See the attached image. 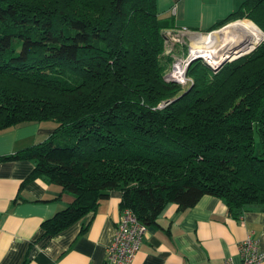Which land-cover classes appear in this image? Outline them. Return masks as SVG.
I'll list each match as a JSON object with an SVG mask.
<instances>
[{
  "label": "trees",
  "instance_id": "trees-1",
  "mask_svg": "<svg viewBox=\"0 0 264 264\" xmlns=\"http://www.w3.org/2000/svg\"><path fill=\"white\" fill-rule=\"evenodd\" d=\"M156 2L0 0V131L55 125L0 161L31 160L23 185L44 178L73 195L43 221L46 234L111 190L147 226L168 204L185 210L203 195L236 218L264 205V41L217 72L193 60L186 87L167 82L175 26ZM239 19L264 33V0H245L209 31Z\"/></svg>",
  "mask_w": 264,
  "mask_h": 264
},
{
  "label": "crops",
  "instance_id": "crops-1",
  "mask_svg": "<svg viewBox=\"0 0 264 264\" xmlns=\"http://www.w3.org/2000/svg\"><path fill=\"white\" fill-rule=\"evenodd\" d=\"M245 0H157L160 17H173V31L210 32ZM54 123H23L0 131V156L47 138ZM31 160L0 163V264H105L119 218L121 192L111 190L91 211L60 232L46 234L45 219L64 209L73 195L31 173ZM147 233L131 264H229L240 262L248 237L264 253V205L252 204L236 218L225 202L203 195L191 208L168 204ZM264 264V259L260 262Z\"/></svg>",
  "mask_w": 264,
  "mask_h": 264
},
{
  "label": "built area",
  "instance_id": "built-area-1",
  "mask_svg": "<svg viewBox=\"0 0 264 264\" xmlns=\"http://www.w3.org/2000/svg\"><path fill=\"white\" fill-rule=\"evenodd\" d=\"M236 21L238 20H235V22ZM171 32L167 31V33L170 34ZM178 33H181L183 36L190 37L196 32L193 33L183 30L178 31ZM176 36H179V34H174V37ZM174 40L175 38L168 34V37L165 40V47H169V50H167L165 54L171 52L172 47H170V43L171 41L174 42ZM192 51L193 49H189V53L187 55L182 54L173 56L172 54L173 57L171 63L164 72L163 77L165 81L177 83L182 87H186L192 83V79L187 75V68L189 63L195 58H201L208 66L215 68L210 57H192ZM163 105L164 103L160 106ZM147 228L148 226L139 221L131 209L125 208L121 210L115 225L113 240L106 249L105 264H131L134 255L139 250L147 233ZM263 259L264 253L258 248L257 242L248 237L240 246V262L234 263L230 261L229 264H260Z\"/></svg>",
  "mask_w": 264,
  "mask_h": 264
},
{
  "label": "bare ground",
  "instance_id": "bare-ground-1",
  "mask_svg": "<svg viewBox=\"0 0 264 264\" xmlns=\"http://www.w3.org/2000/svg\"><path fill=\"white\" fill-rule=\"evenodd\" d=\"M224 29L225 30H223L222 33L220 32L222 36L217 33H211L207 36L205 35L204 37L198 36L197 41L192 46L193 51L191 56L210 57L213 66L216 67L225 58H227L228 55L233 54V52L241 51L243 49L247 51L260 41L259 34H257V32L247 22L236 21V23L231 24L228 28V30H230L228 32V38H226L227 29ZM227 42L233 43L231 44V48H224V45ZM210 43L212 44L209 45ZM212 46L218 47L217 49L220 51L215 52L210 50L209 47Z\"/></svg>",
  "mask_w": 264,
  "mask_h": 264
},
{
  "label": "rangeland",
  "instance_id": "rangeland-1",
  "mask_svg": "<svg viewBox=\"0 0 264 264\" xmlns=\"http://www.w3.org/2000/svg\"><path fill=\"white\" fill-rule=\"evenodd\" d=\"M238 21H244V22H247L256 32H257V34H259V36H260V41L259 42H257L252 48L253 49H255L262 41H264V33L251 21V20H249V19H239ZM234 23H236L234 20L233 21H231V22H228V23H226V24H224L223 26H221V27H219L218 29H215V30H213V31H210V32H207V33H203V37L206 35H209L208 33H217L218 35H220V36H222L221 35V33H222V31L223 30H225L224 28H226L227 29V37L226 38H228V32L230 31V30H228V28H229V26L231 25V24H234ZM170 32L171 31H173V30H169ZM221 32V33H220ZM167 34H169L170 36H173V38H175V40H174V42H172L171 41V43H170V47H172V50H171V52L170 53H168L170 56H172V54H173V56H177V55H182V54H188L189 53V49H192V46H193V44L197 41V37H192V38H190L189 36H183L181 33H178V31H173V32H171V34L170 33H167ZM174 34H179V36H176V37H174ZM195 38V39H194ZM194 40V41H193ZM212 43H210L209 45H211ZM231 44H233V43H230V42H227L225 45H224V48H231L232 47V45ZM218 47H215V46H212V47H209V49L210 50H212V51H215V52H218V51H220L219 49H217ZM252 48H250V49H252ZM249 49V50H250ZM252 49V50H253ZM167 50H169V47H165V51L164 52H166ZM249 50H247V51H249ZM251 50V51H252ZM224 51H225V49H224ZM243 51L244 52H246V50L245 49H243V50H241V51H237V52H233V54H230V55H228V57L227 58H225L227 61L224 63V64H227V63H230V62H232L233 60H235V59H237V58H235V59H232V58H234V57H236L238 54H240V53H243ZM250 51V52H251ZM167 54V53H166ZM228 54V53H227ZM172 56V57H173ZM242 56H244V55H242ZM241 56V57H242ZM203 60V59H202ZM204 61V60H203ZM205 62V61H204ZM224 64L222 65V66H224ZM221 66V67H222ZM218 71V70H217ZM217 71H215V72H217Z\"/></svg>",
  "mask_w": 264,
  "mask_h": 264
},
{
  "label": "water",
  "instance_id": "water-1",
  "mask_svg": "<svg viewBox=\"0 0 264 264\" xmlns=\"http://www.w3.org/2000/svg\"><path fill=\"white\" fill-rule=\"evenodd\" d=\"M197 36H203V33H201V32H196L195 34H193V35H191V37H197ZM253 49V48H252ZM252 49H250L249 51H246V52H243V53H240V54H238L236 57H234V58H232V59H235V58H239V57H241L242 55H246V54H248V53H250V51L252 50ZM196 59V58H195ZM195 59H193V60H195ZM229 59V58H228ZM227 59V60H228ZM192 60V61H193ZM226 59H224L218 66H216L215 68H213V67H211L210 66V68L212 69V70H219L220 68H221V66L227 61ZM191 61V62H192ZM190 62V63H191ZM189 63V64H190Z\"/></svg>",
  "mask_w": 264,
  "mask_h": 264
}]
</instances>
